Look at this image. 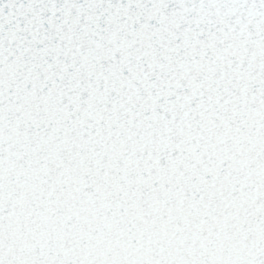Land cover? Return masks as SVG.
Segmentation results:
<instances>
[{"label": "snow or ice", "instance_id": "1", "mask_svg": "<svg viewBox=\"0 0 264 264\" xmlns=\"http://www.w3.org/2000/svg\"><path fill=\"white\" fill-rule=\"evenodd\" d=\"M0 264H264V0H0Z\"/></svg>", "mask_w": 264, "mask_h": 264}]
</instances>
